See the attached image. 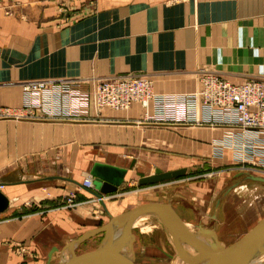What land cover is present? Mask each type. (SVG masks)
Here are the masks:
<instances>
[{
	"label": "crops",
	"instance_id": "obj_1",
	"mask_svg": "<svg viewBox=\"0 0 264 264\" xmlns=\"http://www.w3.org/2000/svg\"><path fill=\"white\" fill-rule=\"evenodd\" d=\"M203 72L232 84L264 79V0H0V107H19L21 85L30 81L145 75L152 82L153 91L179 93L184 90L182 83L191 82L193 77L196 82ZM165 78L173 81L180 78V82L155 87ZM105 114L102 113V118L109 121L108 125L139 126L137 105L112 118H104ZM19 122L78 125L50 120ZM230 129L233 131L228 143L233 150L228 155L232 158L228 164H241L234 171L253 167L258 171L253 173L264 176V132ZM8 136L11 142L5 147L7 153L0 157V193L7 200L6 209L0 213V249L1 244H20L39 260L51 261L56 256L61 259L62 253L85 237L75 245L72 255L79 262L87 259L94 248H85L86 243L103 233L87 234L107 224L110 217L125 213L127 204L130 205L125 199L129 193L118 189L98 199L92 194L93 189L82 186L88 175L76 172L73 178L53 176L51 153L31 158L28 169L18 160L22 149L15 153L14 140L20 134L12 131ZM242 139H251L254 147ZM249 146L257 148L252 152L254 157L245 153ZM234 149L241 153L234 154ZM104 165L124 169V181L129 187L134 185L128 180L131 174L127 170L136 167L135 160L130 162L129 169L117 163ZM175 170L179 169L170 171ZM52 180L67 182L69 186L51 185L46 189L50 195L45 196L41 184ZM208 184L205 185L209 193H215L210 181ZM173 191L170 189L168 193ZM70 192L74 196L71 208L63 206L72 196ZM237 200L227 198L218 208L223 210L224 206L237 202L235 212L240 214L252 204L239 211L246 201L240 202V197ZM24 203L34 205L29 214L16 216L22 214ZM147 224L158 228L153 222ZM183 224L189 233L198 226ZM4 253L0 254V260L9 264V256ZM109 254L108 251L103 261Z\"/></svg>",
	"mask_w": 264,
	"mask_h": 264
},
{
	"label": "rangeland",
	"instance_id": "obj_2",
	"mask_svg": "<svg viewBox=\"0 0 264 264\" xmlns=\"http://www.w3.org/2000/svg\"><path fill=\"white\" fill-rule=\"evenodd\" d=\"M121 77L125 76H109V78ZM200 77H198L196 82L195 77H193L191 82L182 83L184 90L179 93L157 91L156 89L153 92L156 95L165 96L189 94L187 93L188 91L197 88L199 85ZM179 79L173 81L171 78H165L163 81L161 80L163 83L157 82L155 87L175 86L173 83L180 82ZM20 107L21 104L19 107L11 109ZM5 108L7 107H0V109ZM129 109L124 112L102 109L96 116L95 112L88 110L85 113V118L89 121L77 123V126L66 123L41 126L31 122L23 125L19 120H0V149L2 148L0 157L7 153L5 149L8 148L5 147L9 146L11 142L8 135L13 131V133L20 134L14 140V148L16 150L15 153H17L18 149L20 151L22 149V155L18 158L22 163L21 165L30 169L29 162L31 158L35 156L42 158L47 153H51L53 176L73 178L76 172L86 176L95 162L103 164L117 163L128 168L130 162L135 160L137 162L136 167L128 168L129 170H127L131 174L128 180L132 183L134 182V185L129 187L128 182L126 183L123 180L122 185L118 188L121 189V193L126 195L129 193L130 195L125 197L127 199L126 203L128 201L130 204H127L126 211L130 210L132 206L137 207L148 203L163 204L173 210L185 224L191 226L202 225L211 228L217 240L225 246L237 242L258 222L264 219V184L258 185L251 179V177L264 178V176L253 173L255 172L253 167L248 168L249 170H238L240 171L238 172L236 171L237 169L234 171L233 168H240L241 164L239 165L235 162L228 164V160L229 163L232 160V158L228 157L233 150L231 144L228 143L230 142L229 133L233 131L232 129L220 128L223 129L222 131L219 128L210 127H190L187 129L174 126H142L143 123H138L139 126H113L106 124L109 121H105L102 118V113L104 112L107 113V115L103 116L104 118H112L128 112ZM144 111L145 109L140 107V119L137 115V122H144L142 120ZM197 112L199 116L202 113L201 109H198ZM226 135L229 136L226 137ZM250 140L245 139L242 142L251 143ZM239 151V149L234 151V154H240L241 152ZM252 151L254 150H250V152ZM13 157L15 156L13 155ZM31 167H34V165ZM154 168H159L164 172H168L171 169L184 168L186 169V175L171 181L138 187L136 180L144 175L153 173ZM1 175L2 173H0ZM55 181L52 180L49 181L51 183L41 184V188L44 190L42 193L45 196L50 195L46 189L51 185L69 186L67 182L57 183ZM208 181H210L212 189L216 191L213 194L209 193V189L205 185L209 186ZM247 187H249L248 191L250 193L247 191ZM170 189H174V191L168 193ZM69 194L72 195L73 193L70 192ZM234 197L236 200L237 197H240V202L246 201L239 211L244 210L251 202L252 204L245 212L240 214L235 212L239 200H237V204L232 203L230 206H224L223 210L218 208L220 202ZM256 198H259V200H255ZM129 199L133 200L129 201ZM69 201L73 202L72 206H74L73 195L64 201L65 205L63 204V206L68 205L71 208ZM33 205L24 203L22 214L15 215L20 217L29 214L30 207ZM121 213H124V211L118 213V215ZM145 222L149 223L151 221L145 219ZM92 239L86 243L85 248H94L95 251L102 244L104 234L95 236ZM130 246L131 258L126 264H170V257L165 253V249L169 248L170 244L158 229H151L147 233L141 232L138 228L129 229L121 256L129 250ZM1 247L0 254L3 252L7 253L4 254L9 256V259L7 258V263L9 264H60V257L56 256L51 261L49 259L39 260L38 257L20 244L13 246L1 244ZM4 248L7 251H4ZM81 250L78 249L77 251ZM72 251L73 249H70V247L67 250V252H71L70 256ZM108 251L109 248L105 255ZM0 264L5 263L0 260Z\"/></svg>",
	"mask_w": 264,
	"mask_h": 264
},
{
	"label": "built area",
	"instance_id": "obj_3",
	"mask_svg": "<svg viewBox=\"0 0 264 264\" xmlns=\"http://www.w3.org/2000/svg\"><path fill=\"white\" fill-rule=\"evenodd\" d=\"M200 76L196 91L167 96L156 95L150 80L141 75L92 77L88 81H30L21 85V107L0 109V120L83 123L88 110L96 116L102 109L126 111L138 105L145 109L142 120L146 125L201 124L210 128L236 127L242 131L264 132V79L252 78L232 84L208 72ZM198 109L202 111L200 116ZM255 149L249 146L245 153L254 157L250 150ZM83 186L92 189L90 180L85 179ZM72 204L70 202L69 206Z\"/></svg>",
	"mask_w": 264,
	"mask_h": 264
},
{
	"label": "water",
	"instance_id": "obj_4",
	"mask_svg": "<svg viewBox=\"0 0 264 264\" xmlns=\"http://www.w3.org/2000/svg\"><path fill=\"white\" fill-rule=\"evenodd\" d=\"M133 164L134 162H132L131 167L133 166ZM89 174L92 178L94 189V192H92V194L98 199H101L102 196L104 197L117 192L118 188L123 183L126 171L124 169H119L116 167L96 163L92 166ZM185 175L186 170L184 168L170 172H162L159 169H155L152 175L139 179L137 182V186L145 187L149 185H155L158 183L182 178ZM251 179L255 182L264 184V178L251 177ZM6 207L7 200L0 193V213L3 212ZM141 214H153L159 217L164 222L169 233L175 239H177L181 244L187 245L197 250V255L188 259L190 262L192 260H197L200 258H207V261L204 264H236L251 252L264 251V219L258 222L237 242L229 246H225L223 243L217 240L214 232L213 234L210 230L204 229L198 225L197 235L200 237H208L212 239L207 244H202L188 234L183 222L173 212V210L163 204L158 203H148L141 206H137L133 209L126 211L118 217H110V220L107 224L96 229L90 235L98 233L104 234L105 232L109 231L110 233L108 237V242L110 244V247L112 246L113 248V253H115L113 241L115 240L118 231L129 219ZM83 238L73 243L70 246V249H73L76 244L80 243L83 240ZM98 248L93 253H91L87 259L80 262L75 260L73 255H71L69 264H91L90 262L94 259ZM130 258L131 246L127 252H124L123 256L118 255L117 257L101 264H126L130 260Z\"/></svg>",
	"mask_w": 264,
	"mask_h": 264
},
{
	"label": "bare ground",
	"instance_id": "obj_5",
	"mask_svg": "<svg viewBox=\"0 0 264 264\" xmlns=\"http://www.w3.org/2000/svg\"><path fill=\"white\" fill-rule=\"evenodd\" d=\"M87 81H88V79H87ZM121 112H124V111H121ZM18 120L19 121H29V120L16 119V121H18ZM139 123L142 124L143 122H139ZM142 125H146V124H142ZM165 125H167V124H165ZM175 126H178V127H185V126H187V127H191V126H193V127H196V126L197 127H205L204 125H201V124L175 125ZM150 175H152V173L149 174L148 176H150ZM88 176H89V178H86V179L90 180L92 183V178L90 177V174H88ZM259 184H261V183H258V185ZM261 185H263V184H261ZM92 189H93V183H92ZM92 189H87V190H92ZM93 191H94V189H93ZM132 219H139V220H144V221H145V219L146 220L149 219L151 222L155 223L158 226L157 229L159 230L161 235L163 237H165L168 240V242L171 244L169 248L165 249L166 255H168L170 257V264H204V263H206L207 258H200L197 260H192L190 262L188 259L196 256L198 253L197 250H195V249H193L187 245H183L177 239H175L169 233L164 222L159 217H157L153 214H141V215H138V216H135V217L129 219L127 222H125V224L118 231L117 236H116L115 240L113 241L115 253H113V248H112V246L110 247V244L108 242V237H109L110 232L109 231L105 232L104 233V240H103L102 244L99 246L98 251L94 256V259L90 262L91 264H101L103 262L109 261L110 259L117 257L118 255L121 256V252L124 250V247H125V238L127 236V232L129 229L138 228L141 232H145V233L149 232L151 229L156 230V228L150 224H147V223H144L141 221L132 220ZM204 229L210 230L213 233L212 229H209V228H204ZM197 230L198 229L196 227V230L193 233L188 232V234L191 235V237H193L194 239H196L197 241H199L202 244H207L208 242H210L212 240L211 238H208V237L198 236ZM90 234H87V235H90ZM108 248H109L110 254L108 255L107 259H105V261H103V258L105 256V253H106ZM70 253L71 252H67L61 256L60 264H69L70 263V257H71ZM236 264H264V251H262V252H255V251L251 252L250 254L245 256L243 259H241L239 262H237Z\"/></svg>",
	"mask_w": 264,
	"mask_h": 264
}]
</instances>
